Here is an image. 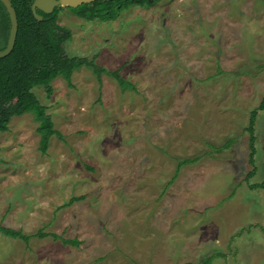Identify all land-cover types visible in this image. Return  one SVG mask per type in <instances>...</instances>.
<instances>
[{"label":"rangeland","instance_id":"obj_1","mask_svg":"<svg viewBox=\"0 0 264 264\" xmlns=\"http://www.w3.org/2000/svg\"><path fill=\"white\" fill-rule=\"evenodd\" d=\"M54 15L90 68L32 89L45 107L0 131V264H264V0H156L115 16ZM108 13V12H107ZM44 117L57 133L39 148ZM228 139L230 145L219 148ZM218 148V149H217ZM183 164L173 177L177 161ZM84 195L56 209L71 197ZM56 209V210H55Z\"/></svg>","mask_w":264,"mask_h":264},{"label":"trees","instance_id":"obj_2","mask_svg":"<svg viewBox=\"0 0 264 264\" xmlns=\"http://www.w3.org/2000/svg\"><path fill=\"white\" fill-rule=\"evenodd\" d=\"M10 1L15 10L18 26L15 43L11 52L4 57H0V131L7 130V122L12 115L35 112L43 116L45 107L39 103L32 89L37 86H44L47 93H50L51 88L49 83L58 75L62 76L70 84V77L73 70L81 66L90 68L99 81L101 74L107 73L116 78L121 86L124 87L128 84L126 80L119 76L117 71H108L87 57H68L65 55L62 49V43L70 37V31L55 23L54 14L48 16L47 19L37 20L30 10L31 0ZM127 1L96 0L91 3L81 4L74 9L75 13L80 17L105 19L115 16V6L121 8ZM131 1L134 4L140 5L145 1L147 3H155L156 0ZM9 26L7 12L0 2V50L4 49L6 45ZM261 109H264V97L261 99L258 107L249 112L247 126L243 127V131H246L248 134L247 160L253 167L246 174V181L254 174V123L257 111ZM50 126V120L48 117H44L41 126L38 127L39 131H44L39 142V148L42 153L46 151L49 136L52 133H57ZM230 140L228 139L219 148L229 146ZM195 159L196 157L178 160L173 177L183 164L191 163ZM250 187H259L264 192V182L251 184ZM83 198L84 195L73 196L65 204L57 206L56 209L71 205L74 201ZM0 233L18 238L25 243L32 237L42 238L50 236L54 240L60 239L63 244L73 246L80 244V241L75 237L64 238L56 233L44 232L42 229L32 234H26L22 230H15L0 225ZM215 255L218 256L220 254L212 253L203 257L200 261H186L182 264H211Z\"/></svg>","mask_w":264,"mask_h":264},{"label":"water","instance_id":"obj_3","mask_svg":"<svg viewBox=\"0 0 264 264\" xmlns=\"http://www.w3.org/2000/svg\"><path fill=\"white\" fill-rule=\"evenodd\" d=\"M92 1L94 0H33V3L31 5V10L34 14V17L37 20H39L41 16L36 13L35 11L36 8H39L45 12H50L54 6L77 7L81 4L90 3ZM0 2L2 3V5L4 6L7 12L9 23H10L6 45L4 49L0 50V57H4L11 52L14 46L18 23H17V17L15 14V10L11 5L10 0H0ZM45 5L47 7H45Z\"/></svg>","mask_w":264,"mask_h":264},{"label":"flooded vegetation","instance_id":"obj_4","mask_svg":"<svg viewBox=\"0 0 264 264\" xmlns=\"http://www.w3.org/2000/svg\"><path fill=\"white\" fill-rule=\"evenodd\" d=\"M94 1H96V0H94ZM94 1H92V2H94ZM10 2H11V1H10ZM32 3H33V0H31V2H30V10H31V5H32ZM90 3H91V2H90ZM45 7H47V6L45 5ZM59 8H60L59 6H54L50 12H45V11L39 9V8H36L35 11H36V13H37L38 15L41 16V18H40L39 20H42V19H47L48 16H50V15H53V14L55 15V14H56V11H57ZM31 12H32V10H31ZM32 14H33V12H32ZM33 16H34V14H33ZM6 40H7V39H6Z\"/></svg>","mask_w":264,"mask_h":264}]
</instances>
